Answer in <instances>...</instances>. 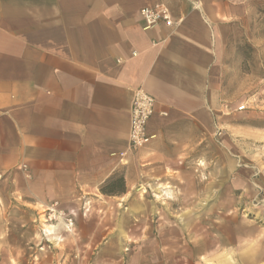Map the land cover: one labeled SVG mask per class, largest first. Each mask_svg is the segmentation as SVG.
Returning a JSON list of instances; mask_svg holds the SVG:
<instances>
[{
    "label": "crops",
    "instance_id": "crops-1",
    "mask_svg": "<svg viewBox=\"0 0 264 264\" xmlns=\"http://www.w3.org/2000/svg\"><path fill=\"white\" fill-rule=\"evenodd\" d=\"M156 1L0 0V171L12 195L48 202L116 176L127 191L182 172L201 182L204 140L233 104L228 44L251 0H158L175 22L145 28L141 9ZM138 87L156 100L153 138L131 151Z\"/></svg>",
    "mask_w": 264,
    "mask_h": 264
},
{
    "label": "rangeland",
    "instance_id": "rangeland-1",
    "mask_svg": "<svg viewBox=\"0 0 264 264\" xmlns=\"http://www.w3.org/2000/svg\"><path fill=\"white\" fill-rule=\"evenodd\" d=\"M250 3L228 44L233 104L204 140L201 182L182 172L36 203L0 182V264H264V0Z\"/></svg>",
    "mask_w": 264,
    "mask_h": 264
},
{
    "label": "built area",
    "instance_id": "built-area-1",
    "mask_svg": "<svg viewBox=\"0 0 264 264\" xmlns=\"http://www.w3.org/2000/svg\"><path fill=\"white\" fill-rule=\"evenodd\" d=\"M141 16L145 28H151L160 22L168 25L174 24V17L169 7L162 1H156L153 6H146L141 9ZM156 100L147 93L144 88L138 87L133 94L131 105L130 121V150L137 151L145 147L153 135L147 130V124L155 111ZM124 155V153L122 154ZM5 173L0 171V182L4 180Z\"/></svg>",
    "mask_w": 264,
    "mask_h": 264
},
{
    "label": "trees",
    "instance_id": "trees-1",
    "mask_svg": "<svg viewBox=\"0 0 264 264\" xmlns=\"http://www.w3.org/2000/svg\"><path fill=\"white\" fill-rule=\"evenodd\" d=\"M100 190L103 194L107 195H117L124 193L126 191V184L124 177L116 176L109 181L102 184Z\"/></svg>",
    "mask_w": 264,
    "mask_h": 264
},
{
    "label": "bare ground",
    "instance_id": "bare-ground-1",
    "mask_svg": "<svg viewBox=\"0 0 264 264\" xmlns=\"http://www.w3.org/2000/svg\"><path fill=\"white\" fill-rule=\"evenodd\" d=\"M252 258H253V257H252ZM252 258H251V259H252Z\"/></svg>",
    "mask_w": 264,
    "mask_h": 264
}]
</instances>
